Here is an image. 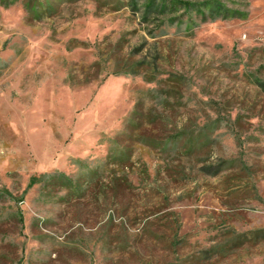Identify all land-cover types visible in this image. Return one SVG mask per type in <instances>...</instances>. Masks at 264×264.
I'll use <instances>...</instances> for the list:
<instances>
[{
    "label": "rangeland",
    "instance_id": "1",
    "mask_svg": "<svg viewBox=\"0 0 264 264\" xmlns=\"http://www.w3.org/2000/svg\"><path fill=\"white\" fill-rule=\"evenodd\" d=\"M0 264H264V0H0Z\"/></svg>",
    "mask_w": 264,
    "mask_h": 264
},
{
    "label": "trees",
    "instance_id": "2",
    "mask_svg": "<svg viewBox=\"0 0 264 264\" xmlns=\"http://www.w3.org/2000/svg\"><path fill=\"white\" fill-rule=\"evenodd\" d=\"M129 125H132V122L129 121ZM111 146L108 147V160L112 162L126 164L130 157L131 151L129 145H123L121 142L125 141H134L133 136H113L109 138Z\"/></svg>",
    "mask_w": 264,
    "mask_h": 264
}]
</instances>
